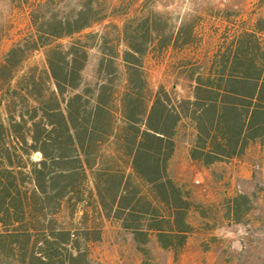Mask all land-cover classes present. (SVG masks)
I'll return each instance as SVG.
<instances>
[{
	"label": "trees",
	"instance_id": "16d2710c",
	"mask_svg": "<svg viewBox=\"0 0 264 264\" xmlns=\"http://www.w3.org/2000/svg\"><path fill=\"white\" fill-rule=\"evenodd\" d=\"M72 3L62 11L61 0L36 4L32 32L0 59V253L21 264H92L102 218L137 241L154 234L179 250L193 227L190 196L170 174L182 127L202 166L253 146L264 159V16L206 74L186 72L192 93L179 98L151 87L144 59L191 45L192 25L167 30L148 12L114 24V39L89 30L108 16L103 0ZM36 51L44 64L27 66ZM249 202L232 197L231 214Z\"/></svg>",
	"mask_w": 264,
	"mask_h": 264
},
{
	"label": "rangeland",
	"instance_id": "374dc122",
	"mask_svg": "<svg viewBox=\"0 0 264 264\" xmlns=\"http://www.w3.org/2000/svg\"><path fill=\"white\" fill-rule=\"evenodd\" d=\"M44 0H0V59L14 44L32 32L31 9ZM79 0H61V11ZM108 16L96 23L93 31H108L118 38V27L127 20L148 12L161 15L167 30L180 24L193 26L191 45L163 52L151 51L144 59L153 89L164 86L173 96L192 93L186 72L206 74L212 60L226 50L245 30H252L264 16L260 0H103ZM64 6V7H62ZM114 10V11H113ZM116 24L118 27H115ZM97 52H91L88 71ZM44 64L41 51L31 52L26 65ZM192 134L182 127L178 148L171 161L170 174L185 195L190 196L192 228L179 250L163 248L152 234L147 241L135 240L119 221L101 219V239L90 243L92 264H264V159L253 146L244 158L217 162L205 167L188 156ZM39 158L33 154L32 159ZM245 194L239 215L231 214L232 197ZM82 210L75 215L78 221ZM68 220L67 213L59 216ZM239 218V219H238ZM4 231V230H3ZM8 262V263H7ZM0 264H21L0 253Z\"/></svg>",
	"mask_w": 264,
	"mask_h": 264
},
{
	"label": "crops",
	"instance_id": "0c3cea01",
	"mask_svg": "<svg viewBox=\"0 0 264 264\" xmlns=\"http://www.w3.org/2000/svg\"><path fill=\"white\" fill-rule=\"evenodd\" d=\"M257 147H259V146H257ZM188 149H189V143H188ZM259 149H260V147H259ZM260 151H261V149H260ZM261 154H262V152H261ZM188 156H189V151H188ZM190 158V157H189ZM242 158H244V157H242ZM233 159H235V158H233ZM232 160V159H231ZM222 162H224V161H222ZM215 164V163H214ZM213 165V164H212ZM211 165V166H212Z\"/></svg>",
	"mask_w": 264,
	"mask_h": 264
}]
</instances>
